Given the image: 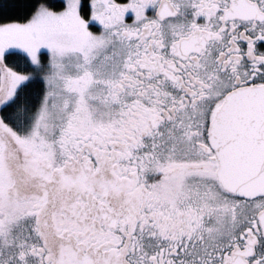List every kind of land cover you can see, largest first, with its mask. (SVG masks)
<instances>
[{
	"label": "snow or ice",
	"instance_id": "obj_1",
	"mask_svg": "<svg viewBox=\"0 0 264 264\" xmlns=\"http://www.w3.org/2000/svg\"><path fill=\"white\" fill-rule=\"evenodd\" d=\"M0 264H264V0H0Z\"/></svg>",
	"mask_w": 264,
	"mask_h": 264
}]
</instances>
